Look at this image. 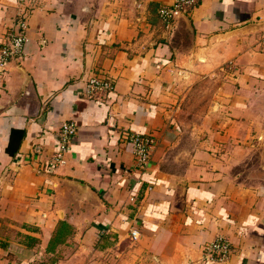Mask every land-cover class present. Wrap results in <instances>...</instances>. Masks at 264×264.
Returning <instances> with one entry per match:
<instances>
[{"label":"crops","instance_id":"crops-1","mask_svg":"<svg viewBox=\"0 0 264 264\" xmlns=\"http://www.w3.org/2000/svg\"><path fill=\"white\" fill-rule=\"evenodd\" d=\"M173 3L0 0V47L20 22L28 38L0 74V264H264V0L167 25ZM94 75L113 91L88 96ZM132 135L154 139L145 169ZM61 221L74 234L48 252Z\"/></svg>","mask_w":264,"mask_h":264},{"label":"built area","instance_id":"built-area-1","mask_svg":"<svg viewBox=\"0 0 264 264\" xmlns=\"http://www.w3.org/2000/svg\"><path fill=\"white\" fill-rule=\"evenodd\" d=\"M199 0H174L171 6H162L159 9L160 19L167 25L172 23L179 15H185L197 7ZM26 24L20 22L18 29H13L9 33L8 42L0 47V74L7 71L9 64L24 55L28 38L25 35ZM257 45L264 52V30L260 33ZM114 83L110 78L91 76L85 81L84 92L88 96L111 93ZM78 132L75 123H64L61 127V151L55 156L52 163H63V154L67 152L69 145ZM131 141L135 146L137 165L140 169H145L150 161L151 150L154 146V139L147 135H132ZM54 165V164H53ZM134 238L136 233H133ZM228 239L219 237L214 243L205 248L206 257L210 261L223 263L230 257L232 247Z\"/></svg>","mask_w":264,"mask_h":264},{"label":"trees","instance_id":"trees-1","mask_svg":"<svg viewBox=\"0 0 264 264\" xmlns=\"http://www.w3.org/2000/svg\"><path fill=\"white\" fill-rule=\"evenodd\" d=\"M24 131H13L12 133V144H14L15 139L17 138L21 142L25 137ZM19 146V145H18ZM10 153L15 154L13 146L10 145ZM74 234V228L66 221H61L56 229L54 236L52 237L48 252H55L56 249L67 242V240Z\"/></svg>","mask_w":264,"mask_h":264},{"label":"rangeland","instance_id":"rangeland-1","mask_svg":"<svg viewBox=\"0 0 264 264\" xmlns=\"http://www.w3.org/2000/svg\"><path fill=\"white\" fill-rule=\"evenodd\" d=\"M50 264V263H49Z\"/></svg>","mask_w":264,"mask_h":264}]
</instances>
